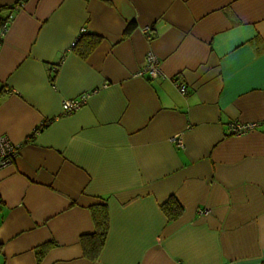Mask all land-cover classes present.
<instances>
[{"label": "crops", "instance_id": "1", "mask_svg": "<svg viewBox=\"0 0 264 264\" xmlns=\"http://www.w3.org/2000/svg\"><path fill=\"white\" fill-rule=\"evenodd\" d=\"M18 2L0 43V136L19 145L0 170V264H264V0H0V16ZM149 53L155 79L138 75Z\"/></svg>", "mask_w": 264, "mask_h": 264}, {"label": "built area", "instance_id": "2", "mask_svg": "<svg viewBox=\"0 0 264 264\" xmlns=\"http://www.w3.org/2000/svg\"><path fill=\"white\" fill-rule=\"evenodd\" d=\"M21 7V2L9 5L10 13L3 19L0 16V38L3 37L8 24L13 18V12L17 11ZM2 6L0 5V12ZM148 40L151 39L150 28L143 29ZM139 76H148L151 79H155L160 75L159 62L157 57L153 53H149L146 56L145 65L143 69L138 73ZM179 93L181 95L186 94V86L184 84L175 83ZM87 100V94H81L75 99L66 100L63 102V112L65 115L71 114L81 108ZM44 125V124H43ZM42 125V126H43ZM257 125L255 123L239 124V123H229L228 133L231 136H241L250 131H252ZM175 142L178 146H181V140L177 137ZM19 145L11 143L7 137L0 136V170L8 167L13 163V160L18 155Z\"/></svg>", "mask_w": 264, "mask_h": 264}, {"label": "trees", "instance_id": "3", "mask_svg": "<svg viewBox=\"0 0 264 264\" xmlns=\"http://www.w3.org/2000/svg\"><path fill=\"white\" fill-rule=\"evenodd\" d=\"M1 18L5 19L6 17ZM79 39H77V42H82L85 38L81 35ZM86 39L88 40V42H86L87 45L85 46V48H83L82 50L81 48H79V54L82 57H86L99 42V38L94 36H89ZM77 42L73 44V48L79 45V42ZM40 129H42V127H40ZM160 209L168 222H175L183 213V208L173 196L169 197L165 202H163L160 205ZM89 210L94 225V232L91 235H87L81 238V246L84 256L91 261H94L99 256L107 237L109 229L108 210L105 204L94 205Z\"/></svg>", "mask_w": 264, "mask_h": 264}]
</instances>
